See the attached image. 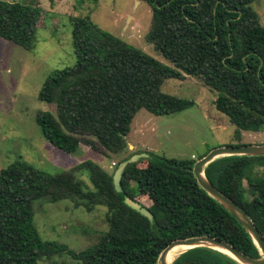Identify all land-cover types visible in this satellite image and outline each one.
I'll return each instance as SVG.
<instances>
[{"label": "trees", "instance_id": "1", "mask_svg": "<svg viewBox=\"0 0 264 264\" xmlns=\"http://www.w3.org/2000/svg\"><path fill=\"white\" fill-rule=\"evenodd\" d=\"M141 1L152 13L146 39L173 68L99 28L89 17L72 18L75 64L53 71L38 94L40 101L56 107L55 112L37 113L45 139L73 153L81 138L90 136L97 150L119 153L140 109L169 115L193 104L161 88L167 79L186 75L218 93L215 107L236 126L237 136L241 130L260 131L264 26L252 7L254 0ZM40 14L39 8L0 0V38L30 49ZM142 162L145 165L139 166ZM194 162L149 154L124 171L123 192L115 190L111 173L90 160L54 175L21 159L12 162L0 169V264H39L61 255L73 264H157L171 241L199 235L259 257L238 220L199 186ZM259 167L264 171V156L229 155L211 161L204 174L252 219L264 238V172L258 174ZM83 171L90 186L77 176ZM125 196L139 203L138 196L146 197L152 220L127 206ZM65 199L88 212L98 205L107 208L108 229L84 250L42 239L34 225L33 202ZM172 264L239 263L224 252L198 246L184 250Z\"/></svg>", "mask_w": 264, "mask_h": 264}, {"label": "rangeland", "instance_id": "2", "mask_svg": "<svg viewBox=\"0 0 264 264\" xmlns=\"http://www.w3.org/2000/svg\"><path fill=\"white\" fill-rule=\"evenodd\" d=\"M39 8L38 29L28 50L0 38V169L16 160L54 175L90 160L113 174L123 159L135 153L156 157L199 159L219 146L264 144V125L260 131H239L225 115L217 111L216 91L197 77L167 79L163 91L191 100L190 107L169 115L137 111L125 136L126 147L119 153L99 151L93 137L83 136L73 153L52 146L43 136L36 116L39 111H56L54 104L40 101L38 94L45 80L56 69L75 64L71 19L89 17L99 28L111 33L153 57L165 66L170 61L147 41L151 23L150 6L141 0H5ZM253 9L264 26V0H254ZM94 145V148L92 147ZM97 145V146H96ZM144 166L145 163H138ZM262 174L263 168L256 169ZM88 186L86 171L77 174ZM246 186V182H244ZM140 203L149 207L146 197ZM33 222L42 239L80 251L94 244L108 229L105 206L91 212L65 199L57 202L36 200L32 204ZM39 264H73L67 255L41 260Z\"/></svg>", "mask_w": 264, "mask_h": 264}, {"label": "water", "instance_id": "3", "mask_svg": "<svg viewBox=\"0 0 264 264\" xmlns=\"http://www.w3.org/2000/svg\"><path fill=\"white\" fill-rule=\"evenodd\" d=\"M229 155H245V156H264V144H249L239 146H219L212 148L205 155L197 159L193 164V174L199 186L212 198L222 204L229 213H231L242 227L248 232L253 242L258 247L260 252L259 257H252L244 254L239 249L230 243L216 237L208 235L191 236L186 238H179L171 241L159 254L157 264H172L167 261L168 253L176 246H187L188 248L206 246L218 251L224 252L234 258L239 264H264V238L260 231L255 226L252 219L230 198L220 192L211 182L208 181L204 174V168L211 161L218 157ZM146 157L145 153H135L130 157L122 160L116 166L112 181L117 192H123L120 185L121 177L124 171L131 165L138 162L141 158ZM125 204L130 208L140 212L149 220H152V214L139 202L135 201L129 196L124 198ZM182 253V252H181Z\"/></svg>", "mask_w": 264, "mask_h": 264}, {"label": "bare ground", "instance_id": "4", "mask_svg": "<svg viewBox=\"0 0 264 264\" xmlns=\"http://www.w3.org/2000/svg\"><path fill=\"white\" fill-rule=\"evenodd\" d=\"M187 249V246H176L174 247L167 256V261L170 263L172 262L181 252Z\"/></svg>", "mask_w": 264, "mask_h": 264}]
</instances>
